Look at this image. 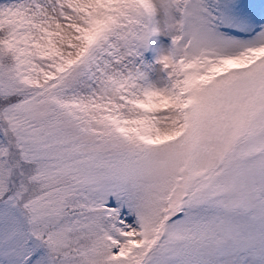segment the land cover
<instances>
[{"label": "snow or ice", "instance_id": "obj_1", "mask_svg": "<svg viewBox=\"0 0 264 264\" xmlns=\"http://www.w3.org/2000/svg\"><path fill=\"white\" fill-rule=\"evenodd\" d=\"M0 264H264V0H0Z\"/></svg>", "mask_w": 264, "mask_h": 264}]
</instances>
